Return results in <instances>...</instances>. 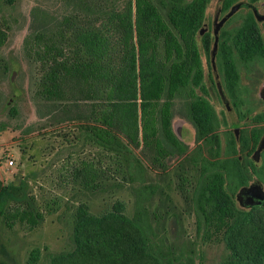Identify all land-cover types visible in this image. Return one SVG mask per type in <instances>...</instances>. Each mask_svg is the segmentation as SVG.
Masks as SVG:
<instances>
[{
  "label": "rangeland",
  "instance_id": "374dc122",
  "mask_svg": "<svg viewBox=\"0 0 264 264\" xmlns=\"http://www.w3.org/2000/svg\"><path fill=\"white\" fill-rule=\"evenodd\" d=\"M126 1L83 0L88 4L83 8L79 0H15L11 5L0 0V18L7 26L0 58L8 64L6 72L0 71V179L23 182L44 212L34 227L20 222L8 227L0 221V259L28 264L31 250L38 248L39 258L32 264H51L53 255L74 249L72 216L79 203L100 215L120 201L123 213L143 228L152 253L168 254L180 264H223L227 255L223 229L206 232L195 211L196 190L215 170L238 213L264 212L247 198L264 200V56L244 58L233 46V39L252 22L264 44V0H236L224 13L221 0L207 1L196 35L198 43L202 35L209 41L208 51H200L204 91L196 88L195 93L211 104L212 135L198 137L187 114L192 100L188 88L160 104H168L172 130L185 148L181 153L163 142L155 116L148 143L131 145L124 131L115 129L128 148V158L114 164L107 157L110 152L87 135L86 124L100 122L91 116L81 94L68 89L59 102L41 95L47 62L27 57L29 40L36 36L43 48L47 34L64 17L78 22L74 16L85 20L88 15L118 50L121 32L112 16ZM65 44L62 39L58 46ZM147 50L163 73L177 60L160 40H150ZM232 70L237 73L235 81ZM11 107L14 112L9 114ZM252 154L257 161L250 164ZM97 159L98 165L110 167L106 183L112 185L103 191L80 189L69 178V170L81 160ZM53 200L57 204L48 213L45 204Z\"/></svg>",
  "mask_w": 264,
  "mask_h": 264
},
{
  "label": "trees",
  "instance_id": "16d2710c",
  "mask_svg": "<svg viewBox=\"0 0 264 264\" xmlns=\"http://www.w3.org/2000/svg\"><path fill=\"white\" fill-rule=\"evenodd\" d=\"M14 1L2 0L8 5ZM79 1L83 8L88 7L83 0ZM158 1L160 5L155 0H127L123 10L113 13L121 32L118 50L111 47L102 30L91 22L95 18L88 15L84 16L85 20L74 16L78 22L64 17L47 34L43 48L34 36L25 50L31 61L45 58L47 62L40 81V93L45 99L59 102L66 90L74 89L88 101L91 116L100 124H86L87 135L110 152L107 157L114 164L125 163L128 158V148L115 136V129L123 130L131 145L148 143L151 130L155 131L152 127L155 116L163 142L177 152L184 151L172 130L168 104L160 106L180 89L188 88L192 97L187 114L198 137L212 135L215 115L211 104L195 93L196 88L204 91L200 51H208L209 41L202 35L198 43L196 35L208 0ZM235 1L221 0L220 11L226 12ZM6 28L0 18V48L7 37ZM62 39L66 44L58 46ZM150 40L162 41L168 55L177 59L165 73L147 50ZM233 46L244 58L264 56V44L254 22L233 39ZM7 69L8 64L0 58V71L4 73ZM236 77V71L232 70L233 81ZM12 112L13 107L8 110L9 114ZM99 163V159L81 160L71 167L69 178L80 189L103 191L112 185L106 183L110 167ZM201 166L206 168V162ZM53 204H57L56 200L45 204L46 212L54 211ZM259 208L264 210V205ZM123 210V203L116 201L111 210L94 215L86 203H79L72 216L74 249L53 255L51 264L181 263L168 254L152 253L143 228ZM195 211L206 232L223 229L227 250L223 264H264V212L238 213L216 170L196 190ZM43 218V210L26 193L23 182L4 183L0 179V221L8 227L15 222L34 227ZM39 255L38 248L32 249L27 263H34ZM0 264L11 263L0 259Z\"/></svg>",
  "mask_w": 264,
  "mask_h": 264
},
{
  "label": "flooded vegetation",
  "instance_id": "af4514ba",
  "mask_svg": "<svg viewBox=\"0 0 264 264\" xmlns=\"http://www.w3.org/2000/svg\"><path fill=\"white\" fill-rule=\"evenodd\" d=\"M234 134H235V137H237L239 135L238 130H235L234 131ZM256 161H257V159H255V154H252L251 155V158L249 160L247 159V162L250 163V164L251 163H255ZM236 172H237V174H241L242 171L241 170L240 171L239 170H236ZM239 178H241V177H239ZM244 178H245V176H244ZM254 178H258V177L257 176H254ZM247 198H248V200L251 198L249 202L253 206H261V205H264V200L263 199L259 200L258 198H255L254 196H248Z\"/></svg>",
  "mask_w": 264,
  "mask_h": 264
},
{
  "label": "water",
  "instance_id": "95a60500",
  "mask_svg": "<svg viewBox=\"0 0 264 264\" xmlns=\"http://www.w3.org/2000/svg\"><path fill=\"white\" fill-rule=\"evenodd\" d=\"M235 130H237V129H235Z\"/></svg>",
  "mask_w": 264,
  "mask_h": 264
},
{
  "label": "built area",
  "instance_id": "2783aa9c",
  "mask_svg": "<svg viewBox=\"0 0 264 264\" xmlns=\"http://www.w3.org/2000/svg\"><path fill=\"white\" fill-rule=\"evenodd\" d=\"M11 162V161H10Z\"/></svg>",
  "mask_w": 264,
  "mask_h": 264
}]
</instances>
